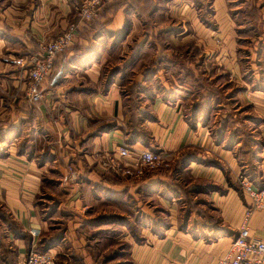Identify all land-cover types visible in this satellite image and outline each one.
<instances>
[{"label":"crops","instance_id":"obj_1","mask_svg":"<svg viewBox=\"0 0 264 264\" xmlns=\"http://www.w3.org/2000/svg\"><path fill=\"white\" fill-rule=\"evenodd\" d=\"M122 1L101 10L95 23H86L78 18L74 0H0V264H25L32 245L44 240L54 220L74 222L95 204L115 205L124 187L113 178L121 173L103 164L109 156L119 159L122 146L133 151V158L142 150H157L177 163L187 153V172L195 183L204 182L192 188V195L202 189L212 207L201 209L205 215L193 211L187 227L173 222L161 235L146 231L141 244L123 236L127 264H216L229 252L254 202L236 185L237 176L248 175L253 189L262 190L264 31L248 18L245 0H137L143 5L138 13L129 0ZM127 22L131 29L118 45L116 36H105ZM72 24L81 54L70 51L57 59L43 85L44 100L34 103L27 97V74L13 60L37 52ZM164 40L176 48L199 47L204 55L199 60L188 56L184 72L189 77L171 76L174 84L163 79L165 64L176 70L172 55L159 61L169 51L162 50ZM136 43L139 57L124 72L132 74L129 87L138 82L135 93L145 97L138 108L148 114L141 123L149 138L140 136L137 142L130 130H121L131 96L126 81L121 83L124 76L111 85L103 76L108 65H122L110 62L111 51L130 53ZM149 52L152 57H146ZM217 78L210 95L206 84ZM157 80L163 87L153 90ZM193 96L196 103L207 98V106L191 110ZM189 102L192 113H185ZM165 177L146 175L137 184L149 189ZM48 195L57 204L49 216L43 208ZM69 226L48 251L58 264H98L86 233L77 224L78 232ZM249 228L253 238L264 241V209L252 215ZM31 230L41 231V237L30 240ZM67 256L70 260L62 261Z\"/></svg>","mask_w":264,"mask_h":264},{"label":"rangeland","instance_id":"obj_2","mask_svg":"<svg viewBox=\"0 0 264 264\" xmlns=\"http://www.w3.org/2000/svg\"><path fill=\"white\" fill-rule=\"evenodd\" d=\"M83 1L84 0H74L76 7L78 8L77 2L79 3ZM122 2H123L122 0H113L111 3L102 6L101 9L98 11L97 17L99 16L100 11L103 10L104 8L112 9L117 7ZM244 2L245 4L243 6L244 9L248 10V14H249L248 18H252L253 20H255V23L260 25V30L264 31V0H245ZM129 3H130L129 6H131L133 10L137 11V13L141 12L143 5L142 3L140 4V1L129 0ZM210 6L211 3L210 4L208 3L205 6V8L207 7L206 13L208 14H211L213 12L212 7ZM260 9L263 11L260 12ZM77 16H78V11H77ZM241 20L243 19L239 18L238 22H241ZM95 21L96 19L92 23H95ZM127 23L129 25V22ZM130 29H131V25L129 27V30ZM104 34L106 37L109 36L111 37V35L116 36V40L114 43L118 45L123 39V37L126 38L127 34H129V31L122 37H120L121 35L119 31L116 33L111 32ZM93 44L94 43H91L89 45V47L93 46L91 50L94 49ZM164 45L166 46H164L162 50H165V48L167 50L168 48L169 51L168 53H165L163 51L159 56V61L162 59L167 60V58L170 59L171 56L168 57V55H172L173 57H175L174 64L176 63L174 65V68L176 67V70L175 69L171 70V67H167V65L165 64V67L167 69H165L163 79L169 83L174 84L173 78L171 76H173L176 80L178 79V77H180V81L186 77L187 78L189 77V73L187 74L186 72H184L187 67L186 59H190V57L193 56L194 58L199 60V58L201 57L203 58L204 56L201 53L202 51L200 50L199 47L176 48L175 45L173 44L172 46L169 45L166 40H164ZM133 47L134 48L130 53L123 52V50H117L114 53L111 51L112 59L110 60V62L113 65H115L116 63L118 64L122 63V65H120L117 68L114 67L115 69L108 65V67L103 69V76L106 78L107 84L109 85L116 82V79L119 77V75L124 76L121 79V83H124L126 81L125 83L127 84L126 93L128 95L131 94V96L130 99L129 100L127 99L125 102L127 106V109L125 108L127 119L125 122L126 124L124 123L125 125L121 126L122 127L121 130L123 131V134H125L130 130V134L132 135L133 141L136 140L137 142L138 137L140 136L141 138L146 135L148 137V132L145 130L146 128L143 127L141 123L142 120L148 116V114L146 116V112H141L138 108V106L141 103H143V99L145 98L142 96H137V94L135 93L137 89L140 88L139 87L140 85L137 84L138 82L134 81L131 87H129L128 81L130 76L132 77V74H125L124 72V70L126 71V69L127 70L131 69L133 62L135 61V59L139 57V54L141 52L140 47H138V43H136ZM78 48L79 47L77 45H74L72 48H70V50L66 51L64 54L59 56V58L65 59L66 55L70 51L74 52V54L78 53L79 51ZM95 49L91 52H95ZM87 50H84L83 53L87 52ZM153 53L154 52L151 53L149 52L148 54H146V57H152ZM128 54H130V56H128ZM128 59L130 62L128 61V64H125ZM25 82H27V86H28V80H26ZM194 82L195 83L198 82V84H201L202 80L199 81L194 80ZM214 85H219L218 78L206 84L207 91H209L210 95L213 93L210 90H213L212 87H214ZM152 87L153 90H155V88L156 90H159L158 89L159 87H163L162 82L160 80L154 81ZM176 95L178 94H174L175 97ZM27 97H28V92H27ZM192 98H193L192 103H194L195 97L193 96ZM190 104L191 102H189L188 105L187 103L185 104V109H184L185 113L191 112L189 110ZM206 106H207V98L202 97L198 103L195 102L194 105L191 106V110L194 107V109H198L199 111L201 108H204ZM212 114L213 112L209 113V115ZM154 152L162 153L157 150H155ZM162 154L166 155L164 153ZM196 154L198 155V152ZM182 157L183 160H181V162L179 163L169 160L167 164L164 165L162 164L161 166L153 170L143 167L141 168V170H139L140 173L138 172L137 174H133L131 176L116 174V177L113 178V182L116 184H122L124 188L123 190L116 193L115 205L103 206L102 204H95L93 208L87 209V213L86 215H84L85 217H83L82 214L78 219H75L74 222H69L70 220L68 219L66 220L64 218H58L54 220V223L52 224V227L54 228L49 229V232L45 235L46 236L44 238L45 243L49 244L50 242L54 241L55 238L58 239L60 235H64L65 232L69 229L70 223H72L73 225L72 230L78 232L79 229L76 230L75 228L77 224L78 227L82 229L84 233H86L85 238L88 239L89 244L94 245L93 248H96V250H94V253L92 255L95 263L97 262L98 264H127L122 259L126 250L125 244L121 243V241L124 238L123 236L126 235L130 237V239L133 242L138 244V241L146 240L145 239L146 231L148 233L152 232L161 235V233H164L166 229H170L172 227L173 222H175L179 228L181 226L187 227L189 222V216L193 211L205 215V212H203L204 210L201 209L205 208L208 211H210L212 207L210 206V204H208L207 198L204 195L205 191H203L202 189L200 191L199 189L197 190L199 194L196 192L197 195L195 196L192 195L193 194L192 188L196 189L198 188L199 184H203L204 182L199 183L200 182L199 181L195 183L193 181L192 179L193 177H191V175L186 170L188 162L190 160L189 156H187V153H185ZM184 159H185V163L182 162L184 161ZM106 160L107 158L105 159V161ZM71 170L73 169L70 168V171ZM146 175H159L161 177H165L166 175L167 177H165V179L160 181L157 185L148 189L146 188V185L137 184ZM246 182H249L252 185V182L248 175L240 174L237 176L236 185L242 188L243 191H245L243 184ZM160 187L162 188V190H158V188ZM263 188L264 185L262 189ZM43 201H44L43 208L45 209L46 214L49 216L51 213L52 214L55 213L57 204L52 202L50 196L48 195V197H43ZM198 205H200L202 208L198 207ZM195 206L198 207L197 210H195L196 208ZM173 209H175L176 212ZM1 213L2 210L0 208V214ZM86 216L88 217L86 218ZM66 259L68 261L70 260L69 257L67 256L64 257L62 261Z\"/></svg>","mask_w":264,"mask_h":264},{"label":"built area","instance_id":"obj_3","mask_svg":"<svg viewBox=\"0 0 264 264\" xmlns=\"http://www.w3.org/2000/svg\"><path fill=\"white\" fill-rule=\"evenodd\" d=\"M112 1L84 0L83 2H77L78 17L86 23H92L97 18L101 7ZM76 32L77 25L72 24L67 31L60 34L56 39L43 44L36 53L13 60L14 65L28 75V97L34 103H40L44 100L43 85L52 75L59 56L75 45L77 40ZM118 153L119 159L109 156L104 166L129 176L140 173L139 170L143 167L153 170L162 164H167L169 161L168 156L151 150L141 151L137 157L133 158V151L127 146L119 148ZM127 160L132 161V164H127ZM71 174L76 178L74 170H71ZM243 185L245 191L253 198L254 204L246 210L243 224L238 235L233 240L229 252L226 256L218 259L216 264H264V241L259 238H253L249 228V221L252 215L256 211L264 209V188L261 191H256L249 182ZM41 234L39 230L30 231L33 239L40 238ZM36 245H32L25 264H58L56 256L51 251L38 252L35 250Z\"/></svg>","mask_w":264,"mask_h":264},{"label":"trees","instance_id":"obj_4","mask_svg":"<svg viewBox=\"0 0 264 264\" xmlns=\"http://www.w3.org/2000/svg\"><path fill=\"white\" fill-rule=\"evenodd\" d=\"M129 27H130V25H128V23H126L125 24V26L123 27V29L122 30H120L119 31V33H120V37H122V36H124L128 31H129ZM56 64V63H55ZM3 216V215H2ZM5 219H7L6 217H5ZM10 221V220H9ZM10 223H11V228L13 227V230L14 229H16V226H15V224L12 222V221H10ZM61 236L62 235H60L59 236V238L58 239H54V241H52V242H50L49 244H46L45 243V241L44 240H42V241H40L37 245H36V247H35V250L36 251H38V252H47L48 250H49V247L53 244V243H55V242H59L60 240H61ZM3 237L4 236H2V238H1V241H2V239H3ZM26 237H28L30 240L32 239V237L30 236V235H28V236H26ZM33 240V239H32ZM144 241H138V244H141V243H143ZM31 249H32V247H31Z\"/></svg>","mask_w":264,"mask_h":264}]
</instances>
